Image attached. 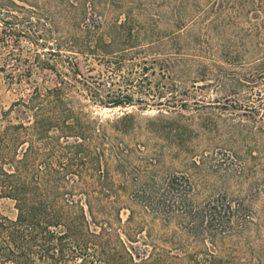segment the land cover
I'll list each match as a JSON object with an SVG mask.
<instances>
[{
  "label": "rangeland",
  "instance_id": "1",
  "mask_svg": "<svg viewBox=\"0 0 264 264\" xmlns=\"http://www.w3.org/2000/svg\"><path fill=\"white\" fill-rule=\"evenodd\" d=\"M124 16L134 35L126 49L68 51L86 22L104 31ZM68 57L83 80L66 90V113L45 114H66L81 134L42 133L20 103L53 87L47 66L63 73ZM7 111L28 128L17 155H49L65 192H103L122 222L131 212L145 232L175 241L177 254L264 264L263 12L212 0H0V129ZM75 142L83 148L71 159ZM147 198L168 201V214L145 209ZM0 211L16 216L6 198Z\"/></svg>",
  "mask_w": 264,
  "mask_h": 264
},
{
  "label": "trees",
  "instance_id": "2",
  "mask_svg": "<svg viewBox=\"0 0 264 264\" xmlns=\"http://www.w3.org/2000/svg\"><path fill=\"white\" fill-rule=\"evenodd\" d=\"M212 4L264 13V0H212ZM128 23V16H124L123 21L113 22L103 31L101 22L92 20L91 25L86 22L82 38L69 42L68 51L74 49L87 56L108 54L115 47L126 49L134 41ZM68 58L62 61L66 70L63 73L56 68V62L46 65L57 77L53 87L42 93L36 87L29 99L20 103L42 133L53 130L57 134H81L74 123L65 121L66 114L62 120L45 114L53 108L61 109V115L66 113L65 92L82 79L76 63ZM89 93L95 92L89 90ZM95 95L91 94L97 98ZM10 113L3 112L0 129V198L13 202L16 216L11 220L0 211V264H224L220 256L208 254L207 258V250L204 256L186 255L182 251L177 254L180 250L172 244L175 241L145 232L131 212L122 222L120 208L115 206L118 202L101 191L91 190L90 186L77 194L65 192V186L56 176L60 171L52 169L47 162L49 155L46 160V153L33 154L28 148L17 155V145L28 142L18 132H26L28 128L11 122ZM82 148V143L75 142L67 147L66 156L77 158ZM37 158L44 160V166L33 171ZM139 203L155 216L169 212L166 200L147 198Z\"/></svg>",
  "mask_w": 264,
  "mask_h": 264
}]
</instances>
